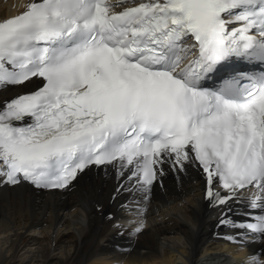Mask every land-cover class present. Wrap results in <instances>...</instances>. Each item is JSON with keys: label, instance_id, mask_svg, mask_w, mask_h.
<instances>
[{"label": "snow or ice", "instance_id": "1", "mask_svg": "<svg viewBox=\"0 0 264 264\" xmlns=\"http://www.w3.org/2000/svg\"><path fill=\"white\" fill-rule=\"evenodd\" d=\"M124 4L34 0L0 21V84L43 82L0 106V183L64 187L113 165L143 188L166 163L193 165L219 205L249 191L259 214L233 226L264 236V73L249 87L199 86L229 57L264 64V0H132L112 11Z\"/></svg>", "mask_w": 264, "mask_h": 264}, {"label": "bare ground", "instance_id": "2", "mask_svg": "<svg viewBox=\"0 0 264 264\" xmlns=\"http://www.w3.org/2000/svg\"><path fill=\"white\" fill-rule=\"evenodd\" d=\"M32 2L0 0V21ZM40 84H0V106ZM206 190L199 167L169 163L143 188L113 165L87 167L63 190L0 185V264H264V236L233 226L258 213L250 192L219 205Z\"/></svg>", "mask_w": 264, "mask_h": 264}, {"label": "rangeland", "instance_id": "3", "mask_svg": "<svg viewBox=\"0 0 264 264\" xmlns=\"http://www.w3.org/2000/svg\"><path fill=\"white\" fill-rule=\"evenodd\" d=\"M200 262H201V260H200Z\"/></svg>", "mask_w": 264, "mask_h": 264}]
</instances>
